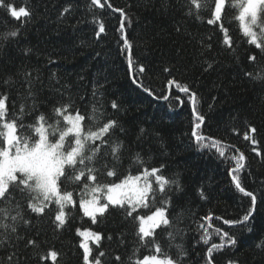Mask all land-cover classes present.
Instances as JSON below:
<instances>
[{
  "label": "trees",
  "instance_id": "16d2710c",
  "mask_svg": "<svg viewBox=\"0 0 264 264\" xmlns=\"http://www.w3.org/2000/svg\"><path fill=\"white\" fill-rule=\"evenodd\" d=\"M6 2L17 8L27 7L32 12L30 20L21 27V21L0 8V33L17 27L21 29L18 38L0 45V85L9 76L15 81L11 88L0 86V92H9L10 110L13 101L17 108L21 102L19 93L24 88L20 73L25 70L39 69L43 81L42 87L36 86L42 101L39 111L49 116L52 106L66 100L69 94L82 112L86 106L90 110L92 84L97 80L104 82L101 99L107 113L127 129L123 137L126 150L123 163L117 169L118 177L139 174V166L131 162V156L140 152L149 168L163 165L165 177L178 176L184 187L182 193L173 194L172 206L168 209L173 217L181 211L184 214L180 227L185 230L182 243L187 257L182 264H206L207 248L211 243L220 242L215 228L229 232L238 243L234 248L214 252V264H227L229 259L238 260L240 264H264V251L256 247L264 239V84L245 75L246 72L264 75L260 71L264 68V52L246 42L239 22L232 19L238 10L228 9L225 18L233 44L229 49L223 44V33L218 25L207 24V15L202 20H194L184 14L180 6L183 0H166L167 8L162 7V0H108L113 8L123 9L131 20L130 26L125 22V33L132 44L134 64L145 67L141 74L138 68L129 72L127 53L122 52L119 12L107 6L89 12V0ZM69 5L71 13L61 18L63 8ZM93 15L105 26V33L99 39L95 35L98 24L92 22ZM202 44L211 45V48L202 47ZM25 48H31L32 52L25 55ZM253 55L255 62L248 59ZM48 57L56 63H49ZM205 61L213 64L207 72L204 71ZM165 67L171 71L165 72ZM53 73L55 78L50 79ZM134 76L153 92V96L133 84ZM170 79L188 85L197 94V109L205 116L201 132L228 146L224 157H220L215 148L197 150L190 135L193 126L191 101L175 85L169 87L167 81ZM61 85L68 86L64 96L56 91ZM165 95L167 100L163 99ZM113 99L121 105L120 111L111 109ZM31 120V116L25 117L26 123ZM140 127H144L148 135L137 140ZM250 127L256 132L252 133ZM152 133H159V136ZM245 133L257 143L253 145L251 140H245ZM253 148L261 155L257 156ZM237 149L246 157L245 168L239 173L241 184L257 195L255 211L249 221L251 232L242 224L223 223L224 219L241 218L251 206L250 198L243 196L232 182L235 161L230 157L239 155ZM99 179L105 183L119 182L117 177L100 176ZM201 188L206 199L199 195ZM74 198L79 199L78 195ZM70 211L69 223L59 231L54 229L49 216L26 213L32 218V226L25 229L21 225L20 234L37 236L39 233L43 250L54 248L60 253L57 264H82V250L78 247L81 239L76 229L97 231L104 239L99 249L92 245L93 254L104 251L107 255L102 258L103 264H117L115 255H120L123 264H128V256L136 245L135 224L122 209L109 207L103 216L97 217L96 224L83 216L78 204ZM139 211L144 214L149 210ZM209 213L213 216L210 222L213 228L209 229L210 240L205 245L200 240L202 230L198 225L202 222L200 218ZM160 239L168 254L176 257L177 250L168 247L167 237L161 235ZM180 242L178 239L177 243ZM18 247L22 252V264H39L32 250L24 248L23 240L18 242ZM10 251L8 246L0 248V259ZM143 254H147V249L140 248L138 255Z\"/></svg>",
  "mask_w": 264,
  "mask_h": 264
},
{
  "label": "snow or ice",
  "instance_id": "6c2138e0",
  "mask_svg": "<svg viewBox=\"0 0 264 264\" xmlns=\"http://www.w3.org/2000/svg\"><path fill=\"white\" fill-rule=\"evenodd\" d=\"M105 6L113 12H119L121 40L123 41L122 52L127 53L129 72L138 68L139 73L145 72V67L135 65L132 56V44L125 33V22L130 26L131 20L123 9L113 8L108 0H89L87 8L94 13L95 9H104ZM181 9L184 14L194 20H202L205 15L207 24L218 25L223 33V44L231 49L232 39L229 29L225 26V18L228 9L238 10L234 12L232 19L239 22V29L246 38V42L264 52V0H183ZM162 7L167 8L166 0H162ZM0 8H4L10 16L21 21V27L26 24L32 12L24 6L17 8L13 3L0 0ZM71 6L63 8L60 16L70 14ZM93 23L98 24L95 32L99 39L105 33V26L99 22V18L93 15ZM20 27L6 33H0V45H6L9 39L15 40L20 35ZM179 31V28H177ZM202 47L211 48V45ZM24 54L32 52L31 48H25ZM249 61L255 62L256 57L249 56ZM49 63H56L48 57ZM207 72L213 68L210 61H205ZM165 72H170L168 67ZM260 71L264 72V68ZM35 72V75L33 74ZM23 78L24 91L19 93L20 103L17 108L13 101L11 110L9 107L10 95L8 91L0 92V248L8 246L12 251L6 257L0 259V264H22V252L18 242L24 241V248L31 249L39 264L50 261L57 264L60 253L54 248L46 251L41 248V241L37 236L20 234V226L29 229L32 226V218L26 213L35 214L37 217L49 216L54 229L63 230L69 223L72 209L78 208L92 224L97 223V217L103 216L109 207L120 208L125 216L135 224L134 237L136 245L128 256V264H182L187 257V251L182 243L185 230L180 227L183 220V212L176 213L173 217L168 209L172 206L173 194H180L184 187L179 177L169 178L163 174V165L160 167L147 166V161L136 152L131 156V162L138 167L139 174H129L122 179L118 177V166L123 163L125 149L124 136L127 129L115 118L108 115L107 109L101 97L104 82L95 81L92 84L91 95L93 101L90 110L81 111L75 106V101L69 94L64 101H58L52 106L49 116L39 111L42 101L39 98L37 85L43 86L39 69L25 70L20 73ZM245 75L254 82L264 84V75L246 72ZM55 78V73L50 79ZM133 84L143 88L149 96L153 92L145 88L137 77L132 78ZM59 84V80L56 81ZM169 87L175 85L179 92L188 95L192 103V128L191 138L197 145V150L215 148L220 157L225 156V148L219 139L205 136L201 128L205 123V116L197 109V94L188 85L180 83L175 79L167 81ZM15 81L11 76L2 81V85L11 88ZM67 85H61L56 89L61 96L65 95ZM84 100V97H80ZM163 99L167 100L165 95ZM111 109L121 110L117 100L110 102ZM31 116L29 123L25 117ZM88 121V123H86ZM252 133L256 132L250 127ZM148 135L144 127L139 128L137 140L146 138ZM159 136V133H152ZM245 140H251L255 145L257 141L244 135ZM257 156L261 153L253 148ZM239 152V149H237ZM235 161L232 168V182L236 189L245 197L250 198V208L237 220L224 219L223 223L229 226L245 225L247 231L251 232L249 226L250 218L253 216L257 203V195L246 190L240 181L239 173L245 168L246 157L242 152L230 157ZM117 177L115 180L102 182L99 177ZM78 195L79 199L74 198ZM202 199H206L204 190H199ZM140 209H148V213L141 214ZM213 219L211 213L201 217L202 221L198 229L202 230L200 240L209 244V229L213 228L210 223ZM216 219H222L216 217ZM207 222V225L205 224ZM158 230H161L158 232ZM215 234L220 237L219 243H211L206 250V264H214V252L225 248H234L238 241L235 236L220 228L214 229ZM76 235L81 238L78 247L82 250V264H103L106 257L104 251H98L94 255L92 245L96 249L101 247L103 235L97 231L80 228L76 229ZM161 235L167 237L169 248L177 250V256L173 257L165 250ZM109 240L111 236L107 237ZM180 243H177V240ZM123 243V239L121 241ZM256 247L264 251V239L260 240ZM140 248L147 249V254L138 255ZM117 264H123L120 255H115ZM227 264H240L238 260L229 259Z\"/></svg>",
  "mask_w": 264,
  "mask_h": 264
},
{
  "label": "water",
  "instance_id": "95a60500",
  "mask_svg": "<svg viewBox=\"0 0 264 264\" xmlns=\"http://www.w3.org/2000/svg\"><path fill=\"white\" fill-rule=\"evenodd\" d=\"M174 87V86H173ZM192 104V103H191Z\"/></svg>",
  "mask_w": 264,
  "mask_h": 264
},
{
  "label": "rangeland",
  "instance_id": "374dc122",
  "mask_svg": "<svg viewBox=\"0 0 264 264\" xmlns=\"http://www.w3.org/2000/svg\"><path fill=\"white\" fill-rule=\"evenodd\" d=\"M81 239V238H80Z\"/></svg>",
  "mask_w": 264,
  "mask_h": 264
}]
</instances>
